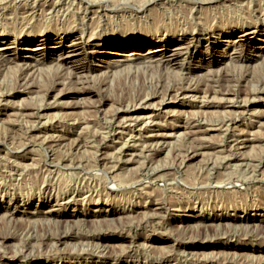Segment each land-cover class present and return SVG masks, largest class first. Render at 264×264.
Listing matches in <instances>:
<instances>
[{"label": "rangeland", "instance_id": "374dc122", "mask_svg": "<svg viewBox=\"0 0 264 264\" xmlns=\"http://www.w3.org/2000/svg\"><path fill=\"white\" fill-rule=\"evenodd\" d=\"M95 1L0 0V46L16 48L18 63L32 55L19 51L27 38L33 48L41 40L64 42L38 66L43 70L64 52L78 54L30 89L13 71L0 76V84L10 85L0 92H19L0 101V264H264V162L240 182L251 177L250 160L264 156V0ZM132 42L147 44L136 51L137 61L105 70L100 60L125 58L98 49L108 53ZM165 44L187 49L171 65L157 66L162 52H145ZM169 86L196 89L195 105L180 99L159 111L145 107L143 99L157 107L173 98ZM202 101L212 106L201 108ZM123 106L146 122L154 116L152 123L119 129L114 114ZM229 118L243 130L240 140L253 145L232 151L234 165L242 164L234 170L245 172L227 185L215 183L229 172L223 169L206 181L204 163L230 155L217 146L218 132L197 141L201 146L155 137L179 134L196 120L208 129ZM194 150L201 155L184 163ZM235 217L252 219L256 237L240 232L226 241L227 228L213 226ZM59 237L66 238L58 243Z\"/></svg>", "mask_w": 264, "mask_h": 264}, {"label": "bare ground", "instance_id": "6f19581e", "mask_svg": "<svg viewBox=\"0 0 264 264\" xmlns=\"http://www.w3.org/2000/svg\"><path fill=\"white\" fill-rule=\"evenodd\" d=\"M6 1V0H5ZM15 1V0H13ZM26 1V0H24ZM28 1V0H27ZM53 1V0H52ZM83 1V0H82ZM18 2V1H17ZM57 2V1H56ZM59 2V1H58ZM88 2V1H87ZM97 2V0L95 1ZM99 2V0H98ZM33 3V2H32ZM36 3V2H35ZM39 3V2H37ZM45 3V2H44ZM49 3V2H48ZM40 4V3H39ZM51 4V3H50ZM45 5V4H44ZM53 3L50 5L52 6ZM89 5V4H88ZM43 6V5H42ZM47 6V5H46ZM40 7V6H39ZM56 7H58V5H56ZM1 7L0 6V10H1ZM47 8V7H46ZM45 8V9H46ZM5 9V8H3ZM33 9V8H32ZM36 9V8H35ZM26 10V9H25ZM30 10V9H29ZM39 10V9H38ZM52 10V9H51ZM56 10V9H55ZM43 11V10H42ZM46 11V10H45ZM1 12H4V11H1ZM25 12V11H24ZM34 12V11H33ZM36 12V11H35ZM29 13H32L29 12ZM1 14V13H0ZM34 15V14H32ZM28 16V15H27ZM21 17V16H20ZM34 17V16H33ZM14 34V33H13ZM239 37H242V35H240ZM45 39V38H44ZM37 42H40V45H38V47H31L32 43H33V40L30 39V38H27L26 39V43L29 45L28 47L26 46H23L19 49V51H27V53H30L32 54L30 57H27V61L25 62H22V63H18V61H20L22 58H20V53L17 52V49L12 47V46H0V76L3 75V74H6V72L8 71H13L14 72V77H15V80H19V81H23L25 83V87L26 89H30V88H33L34 86H32L31 84L34 83V80L36 78H38L39 76L41 75H44L45 73L48 74V76L52 75V76H56L58 75L60 72V70L62 69V66L64 63H67V62H75L77 60V55L78 54H75V53H68V54H65L66 52H64L63 54L57 56L55 58V61H56V65L54 64L53 67H50L46 70H43L41 69L42 67H38L40 64H43L45 63L46 61H48L49 59L52 58V54H51V51L52 49H62V46H64V42H56L54 43V41H49L48 40H41V41H37ZM51 44H54L55 48L53 47H50L48 48L47 47V44L50 43ZM12 44L15 43V42H11ZM82 43V42H81ZM234 44H237V43H240V40H235L233 42H231ZM17 44V43H16ZM79 44V43H78ZM76 44L74 43H70L69 47L73 48L75 47ZM166 45V44H165ZM238 45V44H237ZM147 46V44L145 43H142V42H132L130 45L128 46H125V47H122V46H113L114 50L111 51V52H108V53H105L104 51L103 52H100L101 49H98V51L96 52L97 54H101V55H104V56H107V55H120L121 57H124L125 60H117V61H114V60H110L112 61L113 63H110V61H103V60H100L101 63H103L105 65L104 69L108 71L109 68L111 67H122V66H125V65H130V63H134L135 61H137V55H138V52L136 51H139L140 49H142L143 47ZM181 45H178L172 49H169L168 48V45L165 46L164 50H161L160 48H154L152 47L151 49H149L148 51H146L145 53L147 55H151L152 53H156V52H162V55L161 58L159 60H157L155 62V64L157 66H169L172 64V62L174 61H177V59L183 55V50L184 49H187L186 47L183 48V47H180ZM110 47V46H109ZM150 47V46H149ZM239 47V46H238ZM122 49H130L129 51L127 52H122ZM235 52V51H233ZM44 53L47 55L42 57V58H39L37 59L36 56L38 55H44ZM32 56H35V58H33ZM146 56V55H145ZM152 59V56H150L149 58L147 57H144L143 60H151ZM29 60H31V63H29ZM115 62V63H114ZM153 62V61H152ZM120 63V64H119ZM128 67V66H127ZM130 67V66H129ZM72 69H76V67L72 68ZM81 69V68H80ZM115 69V68H114ZM108 72H111V71H108ZM107 72V74H108ZM105 73V72H104ZM116 72L112 73V74H115ZM69 75H73L72 77H74L75 73L70 70L69 71ZM43 77V76H42ZM114 78V77H113ZM32 80V82H31ZM54 80V79H53ZM72 80V79H71ZM101 80V79H100ZM99 80V81H100ZM225 81V80H224ZM19 83V82H18ZM38 83V82H37ZM77 83V82H76ZM53 84V83H52ZM3 88L5 86H10L8 84H0ZM59 85V84H58ZM40 86V85H39ZM22 87V86H21ZM36 87V86H35ZM216 88V87H215ZM10 91V90H9ZM22 91V90H21ZM235 91V90H234ZM46 92V91H45ZM48 92V91H47ZM167 92H174L175 95L173 98L171 99H163L159 102V105L156 107V105L154 106L153 104H150V102L146 101L147 99H143V102L144 104L146 105L145 107L147 108H150L154 111H159L161 110V108L163 106H166L168 103H175L176 101H182V103H187V107L188 108H192L193 105L195 104H192L194 102V100H196V89H192L190 87H179V88H175L174 86H169L167 88ZM17 93L19 92H14V93H2L0 92V101H5L6 98L8 97H15L17 96ZM26 93V91H25ZM22 94V93H21ZM46 94V93H45ZM95 95V94H94ZM198 95V93H197ZM49 96V95H48ZM225 97V96H224ZM235 97V95H234ZM5 98V99H4ZM54 98V97H53ZM148 98V97H147ZM191 99L193 101H189L188 102V99ZM237 98V97H236ZM209 99V98H208ZM220 99V97H219ZM102 101V100H101ZM210 101V100H209ZM229 101V100H228ZM226 102L224 103V108H226V113L229 112L228 114H232L231 112L233 110H231L233 108V104H231V102ZM2 103V102H1ZM6 103V102H5ZM202 103L203 105H201L200 107L201 108H209L211 107V102H208V101H202L200 102ZM199 103V104H200ZM238 103V102H237ZM8 104V102H7ZM6 104V105H7ZM214 104V103H213ZM220 104V103H219ZM41 106V105H40ZM183 106V105H182ZM214 106V105H213ZM218 106V105H217ZM223 106V105H222ZM47 107V106H46ZM124 107V106H123ZM142 107V106H141ZM185 107V106H184ZM244 108L247 107V105H244L243 106ZM238 108V107H237ZM158 109V110H157ZM236 109V108H235ZM42 110V109H41ZM114 110V109H113ZM229 110V111H228ZM231 110V111H230ZM133 111V108L131 107H124V109H120L118 108L116 111H115V114L114 116L115 117H119L121 118V120L119 121L117 127L119 129H122V130H130V129H134L136 127H138L141 123H143L142 121L144 120H140L139 117H132V116H128L130 115V113ZM224 111V110H223ZM237 111V110H236ZM241 111V110H240ZM44 112V111H43ZM114 112V111H113ZM194 112V111H193ZM185 111H177V116L179 115H182L184 114ZM236 113V112H235ZM174 114V111H169L167 110L165 112V115L167 116H170V115H173ZM18 115V114H17ZM238 115V113H237ZM127 116V117H126ZM197 116V115H196ZM151 117H154V116H151L149 115L147 118V121H144V123L146 125H150L152 122L150 121L151 120ZM24 118V117H23ZM226 119V118H225ZM34 120V119H33ZM52 120V119H51ZM31 121V120H30ZM201 121V120H200ZM200 121L196 120L194 123L195 125L193 126H182L180 129H182L183 131L181 133L178 134V132H174V133H170L168 135H157L155 137H159L160 140L163 139V138H171L172 140H174L177 144H188V145H193V144H197L199 143V145L201 146L202 145V142H197L199 140H207L209 141L208 139H206L204 136L207 135V133H210V132H218L221 136V140L220 142L218 143L217 146H219L220 148H222V152L224 153H229L230 155L222 158L218 163H210L209 161L204 163V166H205V169L207 171V176H206V181H211L212 180V174L214 172V170L216 171V169H223L224 171H229L227 172L226 175H222L220 174L218 176L217 174V178H215V183L216 184H230L231 183V179H232V175L236 173V168L238 167H241L242 164L240 165H234V163L236 162H239V159H237V157L232 153V151L237 148V149H243V148H247L249 147L251 144L253 145V140H240L241 137H243V130H237L236 128H232L231 126L233 125L234 123V120L229 118L225 123H220V124H213L208 127V129H201L203 128L204 126L202 124H200ZM191 122V121H190ZM236 122V121H235ZM143 123V124H144ZM30 124V122L28 123ZM34 124V123H33ZM51 124V123H50ZM144 124V125H145ZM191 124V123H190ZM52 125V124H51ZM56 125V124H55ZM115 125V124H114ZM28 126V125H27ZM142 127V126H141ZM141 127H139L141 129ZM144 127V126H143ZM19 128H22L23 129V126L20 125V123H18V129ZM11 129V128H10ZM27 129V128H26ZM113 129V128H112ZM139 129V130H140ZM34 130V127H29L27 129V131L30 133L31 131ZM138 130V131H139ZM147 130V129H146ZM27 132V133H28ZM26 134V133H25ZM142 134V133H141ZM203 136V137H202ZM129 137V136H128ZM79 138V137H78ZM141 138V137H140ZM58 140H60L59 137H57ZM105 139V138H104ZM56 140V142L58 141ZM91 140V139H90ZM159 140V141H160ZM168 141V140H167ZM84 143V142H83ZM160 144V143H159ZM207 144V143H206ZM201 149V148H200ZM198 151V149H197ZM196 150L192 151V152H189L187 154V156L185 157V162L184 163H190L192 161H194L199 155L198 152ZM239 157V156H238ZM240 158V157H239ZM243 159V158H242ZM251 162H253V164L248 167V170L249 173L247 172V174H251V177L249 178H242L240 180V182H246L248 181L249 179H252L256 172H257V169H258V166H260L262 164V162H264V156H262L261 158L257 159V160H250ZM244 162V161H242ZM241 163V162H240ZM245 164V163H243ZM181 165V164H180ZM79 166V165H78ZM176 166V165H175ZM173 168V166H172ZM243 168V167H242ZM147 169V168H146ZM236 169V170H234ZM148 171V170H147ZM177 171V170H176ZM211 171L212 174H211ZM243 173L245 172V168L244 170L242 169ZM242 171H239V172H242ZM234 172V173H233ZM238 172V173H239ZM200 173V172H199ZM218 173V172H217ZM236 173V175L238 174ZM216 175V174H215ZM246 175V173H245ZM257 175V174H256ZM226 176V177H225ZM235 176V175H234ZM239 176V174L237 175ZM236 176V178H237ZM247 176V175H246ZM216 177V176H215ZM235 178V177H234ZM233 178V179H234ZM201 179V178H200ZM170 180V179H169ZM214 180V178H213ZM212 188V187H211ZM152 217V216H151ZM156 217V216H155ZM260 217V216H258ZM210 218V217H209ZM216 218V217H215ZM227 219H231L232 222H225V223H221L219 221H217V223L215 225H213L215 227L216 230H219L221 227H226L227 230H228V233H225L223 236V238H225L226 241H229V240H232V239H237L239 238V234L240 232H245V237H249V238H255L256 237V232L253 231H249V222L252 221V219L250 218H240V217H235V218H227ZM254 219V218H253ZM213 222V221H212ZM84 226V225H83ZM254 226V225H253ZM258 226V225H257ZM206 227V226H205ZM208 227V226H207ZM257 228V227H255ZM195 229V228H194ZM196 231V230H195ZM256 231V230H255ZM204 239L205 238V235L203 236ZM66 237H59V240H58V243L61 242L62 240L64 241ZM73 238V237H72ZM176 238V237H175ZM195 238V237H194ZM203 239V238H202ZM203 239V240H204ZM67 240V239H66ZM188 240V238H187ZM193 241V240H192ZM175 244V243H174ZM184 245V244H182ZM178 246V245H177ZM219 246H225L224 244H221ZM188 247V246H187ZM225 247H228V246H225ZM231 247V246H229ZM185 248V246H184ZM199 248V247H198ZM232 248V247H231ZM130 249V248H129ZM133 250V249H132ZM220 251V250H219ZM130 253V252H129ZM135 253V252H134ZM184 254V253H183ZM174 255V254H173ZM104 256V255H103ZM166 256V254H165ZM172 256V255H171ZM170 256V257H171ZM208 256V255H207ZM204 257V256H203ZM158 258V257H157ZM163 258V257H162ZM160 258V259H162ZM182 258V257H181ZM206 258V257H205ZM167 262H170V260L166 257L165 259ZM23 261V260H22ZM178 262V261H177ZM239 262V261H238ZM183 263V262H182ZM197 263V262H196ZM184 264V263H183Z\"/></svg>", "mask_w": 264, "mask_h": 264}]
</instances>
